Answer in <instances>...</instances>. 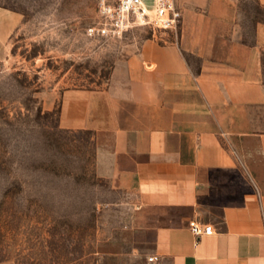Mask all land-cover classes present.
Here are the masks:
<instances>
[{
    "label": "crops",
    "instance_id": "obj_1",
    "mask_svg": "<svg viewBox=\"0 0 264 264\" xmlns=\"http://www.w3.org/2000/svg\"><path fill=\"white\" fill-rule=\"evenodd\" d=\"M178 2L171 38L123 55L104 88L63 91L59 124L92 131L133 194V244L149 264H264V131L251 113L264 106V23L246 42L240 0ZM193 220L213 232L195 235Z\"/></svg>",
    "mask_w": 264,
    "mask_h": 264
},
{
    "label": "rangeland",
    "instance_id": "obj_2",
    "mask_svg": "<svg viewBox=\"0 0 264 264\" xmlns=\"http://www.w3.org/2000/svg\"><path fill=\"white\" fill-rule=\"evenodd\" d=\"M98 2L0 0V14L18 20L0 21V264H149L133 244V194L92 131L60 126L59 108L64 90L106 87L119 58L174 30L91 36ZM239 21L253 42L264 7L240 0ZM251 113L264 131V106Z\"/></svg>",
    "mask_w": 264,
    "mask_h": 264
},
{
    "label": "built area",
    "instance_id": "obj_3",
    "mask_svg": "<svg viewBox=\"0 0 264 264\" xmlns=\"http://www.w3.org/2000/svg\"><path fill=\"white\" fill-rule=\"evenodd\" d=\"M100 20L88 28L91 36H120L137 25H149L163 30H177L183 22V10L178 0H99ZM197 235L211 234L213 227L196 220L190 222ZM157 257L150 256L149 261Z\"/></svg>",
    "mask_w": 264,
    "mask_h": 264
},
{
    "label": "trees",
    "instance_id": "obj_4",
    "mask_svg": "<svg viewBox=\"0 0 264 264\" xmlns=\"http://www.w3.org/2000/svg\"><path fill=\"white\" fill-rule=\"evenodd\" d=\"M263 65H264V59H263Z\"/></svg>",
    "mask_w": 264,
    "mask_h": 264
}]
</instances>
